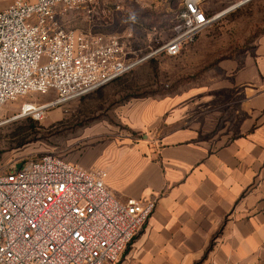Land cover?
<instances>
[{
  "label": "crops",
  "instance_id": "0c3cea01",
  "mask_svg": "<svg viewBox=\"0 0 264 264\" xmlns=\"http://www.w3.org/2000/svg\"><path fill=\"white\" fill-rule=\"evenodd\" d=\"M217 71L131 104L123 121L142 139L85 160L119 202L156 204L118 264H264V40Z\"/></svg>",
  "mask_w": 264,
  "mask_h": 264
},
{
  "label": "built area",
  "instance_id": "2783aa9c",
  "mask_svg": "<svg viewBox=\"0 0 264 264\" xmlns=\"http://www.w3.org/2000/svg\"><path fill=\"white\" fill-rule=\"evenodd\" d=\"M96 0H14L0 6V111L32 95L15 119L42 121L55 108L107 87L154 56H180L211 26L200 0H186L172 39L139 60L127 39L67 30L57 18ZM103 170L52 155L0 174V264H118L156 210L116 200Z\"/></svg>",
  "mask_w": 264,
  "mask_h": 264
},
{
  "label": "rangeland",
  "instance_id": "374dc122",
  "mask_svg": "<svg viewBox=\"0 0 264 264\" xmlns=\"http://www.w3.org/2000/svg\"><path fill=\"white\" fill-rule=\"evenodd\" d=\"M200 0L213 23L180 56H154L107 87L48 112L40 122L15 119L23 104H46L56 95H32L0 111V174L46 155L70 164H83L90 155L116 140L142 139L124 123L131 104L160 100L202 83L209 84L217 68L229 60L241 62L245 53L264 40V0ZM186 0H96L93 6L59 15L67 30L115 35L129 39L133 57L141 60L163 47L174 34ZM128 40V39H127ZM95 165V162H87Z\"/></svg>",
  "mask_w": 264,
  "mask_h": 264
},
{
  "label": "bare ground",
  "instance_id": "6f19581e",
  "mask_svg": "<svg viewBox=\"0 0 264 264\" xmlns=\"http://www.w3.org/2000/svg\"><path fill=\"white\" fill-rule=\"evenodd\" d=\"M241 6H242V5H241ZM233 10H235V9L232 8V9L227 10L225 13H222V14H220L219 16H217L216 19H219V18H221V17H224L225 15L229 14V13L232 12Z\"/></svg>",
  "mask_w": 264,
  "mask_h": 264
},
{
  "label": "water",
  "instance_id": "95a60500",
  "mask_svg": "<svg viewBox=\"0 0 264 264\" xmlns=\"http://www.w3.org/2000/svg\"><path fill=\"white\" fill-rule=\"evenodd\" d=\"M249 1H251V0H246V1H245V2H243V3H240L239 5H237L236 7H234V9H236V8L240 7L241 5H244L245 3L249 2Z\"/></svg>",
  "mask_w": 264,
  "mask_h": 264
},
{
  "label": "trees",
  "instance_id": "16d2710c",
  "mask_svg": "<svg viewBox=\"0 0 264 264\" xmlns=\"http://www.w3.org/2000/svg\"><path fill=\"white\" fill-rule=\"evenodd\" d=\"M122 78H123V77H122ZM120 79H121V78H120ZM120 79H119V80H120ZM117 81H118V80H117ZM117 81H115V82H117ZM113 83H114V82H113ZM99 91H100V90H99Z\"/></svg>",
  "mask_w": 264,
  "mask_h": 264
}]
</instances>
